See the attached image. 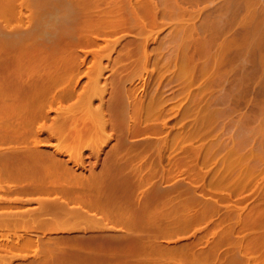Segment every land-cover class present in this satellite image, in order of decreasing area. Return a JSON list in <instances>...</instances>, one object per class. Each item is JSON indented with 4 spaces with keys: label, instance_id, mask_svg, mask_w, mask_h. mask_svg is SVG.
<instances>
[{
    "label": "rangeland",
    "instance_id": "1",
    "mask_svg": "<svg viewBox=\"0 0 264 264\" xmlns=\"http://www.w3.org/2000/svg\"><path fill=\"white\" fill-rule=\"evenodd\" d=\"M8 4L0 99L46 100L24 129L84 128L105 136L100 146L155 147L168 160L137 170L184 179L194 185L186 194L215 207L199 230L202 251L216 248L211 264H264V0H0ZM102 18L122 29L94 31ZM19 125L0 117V131ZM14 240L0 234V264H16Z\"/></svg>",
    "mask_w": 264,
    "mask_h": 264
},
{
    "label": "crops",
    "instance_id": "2",
    "mask_svg": "<svg viewBox=\"0 0 264 264\" xmlns=\"http://www.w3.org/2000/svg\"><path fill=\"white\" fill-rule=\"evenodd\" d=\"M4 102L0 117L22 128L0 131V234L17 236L16 264H211L212 250L215 262V246L202 251L199 236L212 203L186 194L194 185L184 179L137 170L166 162L165 153L137 142L100 146L105 136L84 128L24 129L45 114L40 92Z\"/></svg>",
    "mask_w": 264,
    "mask_h": 264
},
{
    "label": "bare ground",
    "instance_id": "3",
    "mask_svg": "<svg viewBox=\"0 0 264 264\" xmlns=\"http://www.w3.org/2000/svg\"><path fill=\"white\" fill-rule=\"evenodd\" d=\"M14 5H15V4H14ZM14 5H13V4H8V5L5 6V7L0 5V14L12 10V9L15 7ZM154 16H155V15H154ZM154 16H153V17H154ZM118 17L121 18V16H118ZM118 17L115 16V18H116L117 20H119L118 23L121 22L119 25H121L122 23L124 24L125 22L128 21L127 19H125V20H127V21L120 20V19H118ZM153 17H150V18H152L151 20H152L153 22H155L156 19L154 18V20H153ZM155 17H156V16H155ZM103 18H108V17H103ZM103 18H102V19H103ZM115 18H114V20H116ZM150 18H149V19H150ZM102 19H99V21H100L101 23L97 21V24L94 23L95 25H94V24L91 25V26H94V28H93L94 31H95V27H96V31L99 30L98 33L101 32L100 30H103V32H101V33H104V32L106 33V29L109 28V31H110V30H111V27H114V26H115V22H112V21H113L112 19H111V20L109 19L110 21L108 20V22H106V19H103V20H105V21H103ZM122 19H124V18H122ZM117 20H116V21H117ZM129 20L131 21V22L129 21L130 24L133 23V22L136 23V21H137V22H141V21H142V19L139 20V21H138V19H137V20H135V21H133V22H132V19H129ZM133 20H134V18H133ZM147 21H149V20L147 19ZM147 21H146V22H147ZM152 21H151V22H152ZM142 22H143V21H142ZM142 22H141V24H142V26L144 27V25H143L144 22H143V23H142ZM153 22H152V23H153ZM127 23H128V22H127ZM127 23H126V24H127ZM134 23H133V25H135ZM116 24H117V22H116ZM123 24H122V26L125 27L126 24H124V25H123ZM141 24H140V23L137 24V27H138V25H140L139 27L141 28V27H142ZM147 24H148V22H147ZM153 24L158 25V23H153ZM117 25H118V24H117ZM117 25H116V26H117ZM119 25H118L117 27H119ZM116 26H115V27H116ZM146 26L148 27V25H146ZM149 26H151V25L149 24ZM100 28H101V29H100ZM102 28H104L105 30L102 29ZM144 28H145V27H144ZM93 29H92V30H93ZM97 29H98V30H97ZM112 29H113V28H112ZM118 29H122V28H121V27H120V28H117V29L115 28L113 31H112V30H111V31H112V33H114V31H116V30H118ZM141 29H142V28H141ZM147 29H148V28H147ZM142 30H144V29H142ZM145 30H146V29H145ZM111 31H110V32H111ZM116 32H117V31H116ZM105 33H104V34H105ZM108 33H109V32H108ZM108 33H106V34H108ZM96 37H97V36H96ZM88 38H89V37H88ZM84 40H86V38H85ZM89 40H90V41L92 40V42H93V39H92V38L89 39ZM89 40H88V42H89ZM92 42H91V43H92ZM89 43H90V42H89ZM85 44H87V43L85 42ZM17 126H18V125H17ZM18 128L22 129L21 127H18ZM14 129H15V130H18L16 127H14ZM14 129H13V130H14ZM11 130H12V129H11ZM246 185H247V184H246ZM246 185H245V187H246ZM247 186H248V185H247ZM243 187H244V186H243ZM246 188H247V187H246ZM258 217H260V216H258ZM258 217H257V218H258ZM261 217H262V216H261ZM261 217H260V218H261ZM262 218H263V220H264V217H262ZM262 218H261V219H262ZM257 221H258V220H257ZM259 221H260V220H259ZM255 222H256V221H255ZM261 222H263V221L261 220V221H260V224H259V222H256V223H258L259 225H261V224H263V223H261ZM255 237L258 238V236H255ZM255 237H254V238H255ZM259 237H260V238H258V240L260 241V240H261V236H259ZM254 238H253V239H254ZM257 238H256V241H257ZM254 240H255V239H254ZM259 241H258V242H259Z\"/></svg>",
    "mask_w": 264,
    "mask_h": 264
}]
</instances>
